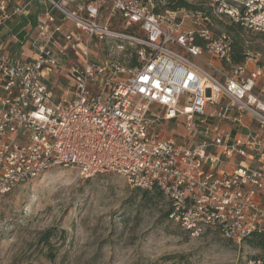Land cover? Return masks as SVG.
Segmentation results:
<instances>
[{
    "label": "built area",
    "instance_id": "built-area-1",
    "mask_svg": "<svg viewBox=\"0 0 264 264\" xmlns=\"http://www.w3.org/2000/svg\"><path fill=\"white\" fill-rule=\"evenodd\" d=\"M33 1L0 0V30ZM36 1L44 10L25 36L28 54L0 37V197L57 168L83 179L114 174L159 189L169 220L192 237L217 230L240 244L264 233V65L250 55L232 65L230 38L214 37L197 11L156 13L152 0ZM210 1L264 34V0ZM102 41L134 46V63H92ZM69 53L77 61L57 96L48 78ZM167 123L182 133L168 134Z\"/></svg>",
    "mask_w": 264,
    "mask_h": 264
},
{
    "label": "rangeland",
    "instance_id": "rangeland-1",
    "mask_svg": "<svg viewBox=\"0 0 264 264\" xmlns=\"http://www.w3.org/2000/svg\"><path fill=\"white\" fill-rule=\"evenodd\" d=\"M152 1L163 12L167 0ZM186 1L210 12L214 37L225 34L223 26L231 22L210 0ZM63 24L75 31L71 23ZM247 34L248 55L264 65V36ZM135 51L126 43L102 41L92 44L89 56L92 63L113 59L128 65ZM76 61L69 53L62 60L64 68L48 78L57 96L67 89L66 69ZM259 88L264 90L263 80ZM249 123L260 131L256 121ZM168 125L162 127L168 134L182 133L181 127L175 131ZM143 192L119 175L83 179L69 168L50 170L14 187L0 197V264H247L263 256L246 244L223 239L217 230L190 236L166 218L165 198L140 206Z\"/></svg>",
    "mask_w": 264,
    "mask_h": 264
},
{
    "label": "trees",
    "instance_id": "trees-1",
    "mask_svg": "<svg viewBox=\"0 0 264 264\" xmlns=\"http://www.w3.org/2000/svg\"><path fill=\"white\" fill-rule=\"evenodd\" d=\"M146 2L148 0H139ZM41 8H38L36 10L30 11L27 15L21 16V17H15L11 19L9 22L6 23L5 27L0 30V37L2 40H7L9 36L14 37L16 40L14 43L11 44L10 50L13 53H18L21 49V47L25 44V28L29 27V33H32L35 27L36 23V17L37 13L41 11ZM182 10L187 11H198L202 13L203 15L210 17V12H205L203 9H200L194 5L189 4L186 0H167V4L163 8V12L170 11V12H178ZM154 11L156 13H162L158 9V6H155L154 3ZM225 34L230 38L232 51L230 55V60L232 65H240L242 64L245 59L247 58V55L249 54V51L246 47V37L248 36L247 33L252 32L250 30L244 29L239 24H233L230 23L229 25L223 26ZM260 34V36H264V34ZM200 44V43H198ZM135 61V57L131 59L130 64H133ZM261 64V63H260ZM263 65V64H261ZM152 195L149 194V191H144L141 193V196L139 198V205H146L150 201L153 200H161L163 198L166 199V197L163 195V193L159 189H153ZM167 200V199H166ZM169 203V202H168ZM170 213V205L169 208L165 214L166 218L169 220L168 216ZM241 243L246 244L252 249L260 250L263 253V256L261 259H264V233L255 231L249 236L245 237ZM253 260H257L256 258Z\"/></svg>",
    "mask_w": 264,
    "mask_h": 264
},
{
    "label": "crops",
    "instance_id": "crops-1",
    "mask_svg": "<svg viewBox=\"0 0 264 264\" xmlns=\"http://www.w3.org/2000/svg\"><path fill=\"white\" fill-rule=\"evenodd\" d=\"M18 2H22V3H26V2H28L29 0H17ZM38 8H41L42 10L41 11H39L38 13H37V15L38 14H40L43 10H44V5L40 2V1H33L32 2V4H31V6H30V8H29V12L30 11H32V10H36V9H38ZM15 18V17H14ZM13 19V18H12ZM29 27H27V28H25V32H29ZM25 36H26V34H25ZM25 39H26V37H25ZM15 38L14 37H12V36H9V38L6 40V41H8L10 44H12V43H14L15 42ZM26 41H27V39H26ZM24 46V48H23V51H24V49H27L26 47L28 46L27 45V43L25 42V44L23 45ZM22 46V47H23ZM21 47V48H22ZM20 51H21V49H20ZM25 52V51H24ZM25 53H27V52H25ZM253 166H257L256 164H253ZM262 203L264 204V200L262 201Z\"/></svg>",
    "mask_w": 264,
    "mask_h": 264
}]
</instances>
